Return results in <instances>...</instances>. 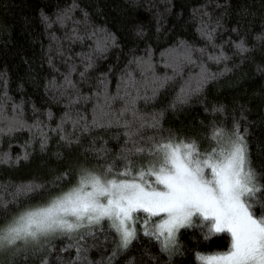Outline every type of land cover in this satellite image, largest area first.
Returning a JSON list of instances; mask_svg holds the SVG:
<instances>
[{"label":"trees","instance_id":"16d2710c","mask_svg":"<svg viewBox=\"0 0 264 264\" xmlns=\"http://www.w3.org/2000/svg\"><path fill=\"white\" fill-rule=\"evenodd\" d=\"M69 8L71 19L56 22ZM205 28L214 30L210 40ZM94 31L111 34L114 43L96 51L95 38L89 39ZM182 48L207 68V79L190 64L174 73L169 53ZM87 57L92 67L85 71ZM140 57H150L159 82L147 90L151 99L136 103L156 125L143 135L195 140L205 152L238 129L260 189L254 211L264 214V0H0V227L76 186L84 170L102 174L111 167L135 175L147 167L152 157L143 154L126 167L122 153L130 144L123 126L78 130V113L91 124L94 99L70 108L71 90L54 87L71 72L81 96L94 97L106 76L107 92L115 95L129 61ZM11 123L17 128L9 132ZM206 225L211 221L196 217L165 252L144 234L120 249L119 235L104 222L82 231L79 251L67 237L38 249L5 245L0 264H202L197 254L227 251L231 239L227 232L209 235Z\"/></svg>","mask_w":264,"mask_h":264},{"label":"snow or ice","instance_id":"6c2138e0","mask_svg":"<svg viewBox=\"0 0 264 264\" xmlns=\"http://www.w3.org/2000/svg\"><path fill=\"white\" fill-rule=\"evenodd\" d=\"M71 11L69 8L56 22L71 19ZM212 31L205 28L204 35L209 40ZM75 38L80 39L79 36ZM93 38L96 51H103L115 39L111 34L99 36L95 31L89 37ZM237 47L246 50L243 43ZM222 58L211 57L215 60ZM86 59L89 62L85 71L92 67L91 57ZM169 60L176 75L190 64L199 67L201 81L208 78L207 68L203 64L196 65L187 48H182L180 53H169ZM80 76L83 79L85 73L81 72ZM106 85L105 76L99 81V90L94 97L81 96L69 72L64 76L63 84L54 87L62 94L71 90L70 108L81 101H96L91 124L84 115L77 114L74 124L78 130L87 132L90 128L113 125L126 129V144H130L128 152L122 153L126 167L138 154L152 157L151 161L147 167L138 168L135 175L127 170L114 173L111 167L102 174L84 170L76 186L52 199L47 206L25 211L5 227H0V247L38 249L51 239L67 237L72 241L69 247L76 246L79 251L85 238L80 229L107 220L119 235L121 246L127 248L136 235V214L143 213V234L155 237L162 244V251L167 252L176 234L190 226L199 214L204 221L214 218L212 225H206L209 235L227 232L231 237L227 251L213 255L197 254L202 264H264V214L257 216L254 211L256 193L260 189L257 188V176L251 168L245 139L239 130L222 138L218 148L213 146L205 152H201L195 140L158 142L154 137L143 135L145 128L156 127L136 107L138 100L151 99L146 94L150 86L159 87L150 57L129 61L115 95L107 92ZM194 90L197 89L190 88L189 92ZM117 103L120 108L113 107ZM8 127L11 132L16 130L17 124L11 123ZM28 127H39V124ZM40 132L44 136L43 143H46L44 130L40 129ZM153 218L158 219L150 231L148 226Z\"/></svg>","mask_w":264,"mask_h":264},{"label":"rangeland","instance_id":"374dc122","mask_svg":"<svg viewBox=\"0 0 264 264\" xmlns=\"http://www.w3.org/2000/svg\"><path fill=\"white\" fill-rule=\"evenodd\" d=\"M56 198V197H55ZM54 199V198H53ZM50 203V202H49ZM48 204V203H47ZM47 204L46 205H44V206H47ZM40 207H43V206H40ZM36 208H38V207H36ZM35 208H33V209H31V210H34ZM137 215V222H136V224H135V230H136V235H135V238L139 235V234H143V232H144V228H143V220L145 219V217H144V214L143 213H137L136 214ZM196 217H200V218H202L199 214H197L195 217H194V219H193V222H194V220L196 219ZM155 219H158V218H155ZM209 221H211V223L213 224L214 223V218H209L208 219ZM109 223L110 224V222L109 221H107V220H103V221H101V224H103V223ZM153 223H155V222H153ZM100 224V225H101ZM93 226H97V225H93ZM93 226H91V227H93ZM85 229H88V228H85ZM85 229H80V231H81V233H82V231H84ZM148 230H152V223H150L149 224V226H148ZM177 236H178V233L176 234V237H175V240L171 243V244H174L175 242H176V239H177ZM135 238H133L132 239V241L135 239ZM131 241V242H132ZM130 242V243H131ZM120 244H121V242H120ZM170 244V245H171ZM130 245V244H129ZM128 245V246H129ZM120 249H125L124 247H122V246H120Z\"/></svg>","mask_w":264,"mask_h":264},{"label":"clouds","instance_id":"9594fccd","mask_svg":"<svg viewBox=\"0 0 264 264\" xmlns=\"http://www.w3.org/2000/svg\"><path fill=\"white\" fill-rule=\"evenodd\" d=\"M186 227H189V226H186ZM186 227H185V228H186ZM197 260H198V259H197ZM198 262H199V260H198Z\"/></svg>","mask_w":264,"mask_h":264}]
</instances>
